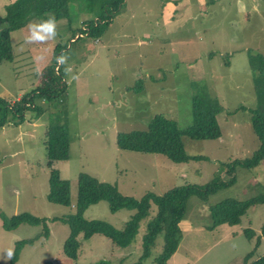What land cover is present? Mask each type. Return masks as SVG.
Wrapping results in <instances>:
<instances>
[{
	"label": "rangeland",
	"instance_id": "obj_1",
	"mask_svg": "<svg viewBox=\"0 0 264 264\" xmlns=\"http://www.w3.org/2000/svg\"><path fill=\"white\" fill-rule=\"evenodd\" d=\"M8 1L0 0V16ZM83 2L68 3L69 19L57 20L54 41L26 43L32 22L11 31L12 60L0 62V97L12 102L40 82L39 72L52 59L56 42L58 55L70 53L72 72L64 76L63 111L69 134L68 158L51 165L68 181L69 205L46 200L48 168L42 140L47 113L33 118L32 112L26 111L21 123L0 128V213L10 216L26 211L46 218L73 213L80 171L135 198L148 191L161 194L179 185H201L214 177L228 179L227 165L249 157L258 146L249 121L255 95L248 56L264 55V0H197L194 4L191 0H124L96 40L77 36L83 21L98 12ZM73 75L78 78L72 79ZM192 91L207 93L223 108L216 115L219 137H181L185 152L200 158L174 163L161 154L117 148L118 132L144 129L155 113L174 119L180 128L186 126ZM231 175V184L205 200L195 195L187 199L180 221V244L190 254L181 248L183 252H177L185 264H243L249 250L254 248L248 262L264 253V202L249 206L237 224L206 229L209 205L264 193V158L253 167L234 163ZM153 211L151 207L150 213ZM131 213L124 208L112 212L106 201L99 200L87 206L82 216L120 228ZM47 227L48 237L24 245L14 264L45 260L84 264L98 259L113 263L122 259L131 264L140 254L143 221L135 239L124 248L113 246L99 234L87 239L77 235L80 244L75 259L62 253L68 227L59 221H48ZM246 228L253 231L251 239L243 233ZM39 231V226L25 223L3 230L0 219V264L7 263L14 241L31 238ZM160 242L158 235L143 264H154L150 260Z\"/></svg>",
	"mask_w": 264,
	"mask_h": 264
},
{
	"label": "trees",
	"instance_id": "obj_2",
	"mask_svg": "<svg viewBox=\"0 0 264 264\" xmlns=\"http://www.w3.org/2000/svg\"><path fill=\"white\" fill-rule=\"evenodd\" d=\"M84 1L82 4L94 8L93 19L87 20L77 32L78 37H89L92 40L99 38L115 14L120 10L124 0H10L3 5V14L0 16V62L11 61L13 54L9 33L25 27L29 22L39 23L46 20L48 15H54L56 20L69 19V2ZM74 41L71 39V42ZM59 43L56 42L52 51V59L39 74L40 82L17 99L9 102L5 97H0V128L7 125H17L24 119L26 111L32 112L36 118L42 112L47 113L44 124L43 140L45 150V165L48 168L46 200L51 203L69 205L68 181L59 176L58 170L51 167L55 160L68 158L69 134L63 119L64 101L66 99V84L64 68L57 72L56 57ZM63 47V46H61ZM55 55V56H54ZM252 72L253 91L255 104L249 112L251 129L258 141L257 148L251 155L239 162L228 164V179L225 181L217 177L211 178L204 184H185L172 187L161 194L146 192L141 197L135 198L119 193L113 184L102 182L95 177L78 172L76 177V195L74 212L52 216L40 217L22 211L10 216L0 213L1 227L11 230L21 223L40 227V231L31 238L16 240L13 243V256L6 264H14L20 249L24 245H31L39 237L46 239L49 231L48 221H59L68 227V234L62 242V253L69 259H75L80 242L77 235L87 239L93 234L106 237L113 246L124 248L135 239L140 222L143 221L142 232L139 235L140 254L131 264H143L150 255L151 248L155 245L158 235L161 236L158 251L151 258L154 264H167V260L177 249L182 239L180 221L185 211L186 201L191 195L200 200H205L210 194L227 187L234 181L232 165L240 163L243 166L253 167L264 158V55L248 56ZM218 101L203 91H192L189 96L190 122L180 128L174 119L162 113L153 114L142 130L118 132L116 146L121 150L161 154L174 163H184L189 159H198L200 156L189 155L185 152L182 136L194 140L215 139L219 137L220 130L216 115L223 111ZM99 200H104L110 211L118 209L131 210L129 218L120 228H115L110 223L100 219H85L82 211ZM264 202V193L243 200L223 199L207 207L210 224L206 229L214 228L221 224L234 225L239 222L240 216L249 206ZM154 207L153 213H150ZM264 233V224L261 226ZM247 239L253 237V231L243 229ZM258 243V238L254 241ZM253 249L244 254L243 264H264V253L248 262L253 254ZM38 264H51L45 260ZM84 264H124L98 259Z\"/></svg>",
	"mask_w": 264,
	"mask_h": 264
},
{
	"label": "clouds",
	"instance_id": "obj_3",
	"mask_svg": "<svg viewBox=\"0 0 264 264\" xmlns=\"http://www.w3.org/2000/svg\"><path fill=\"white\" fill-rule=\"evenodd\" d=\"M29 28V36L26 40L28 44L40 43L44 44L49 41H54L58 35L57 33V20L54 15L49 14L46 20H41L39 23H30L28 25ZM36 60L41 59V57H36ZM56 71H59V68L63 67L65 75H68L72 72V68L68 66V62L70 60V53L61 52L59 56L56 58ZM72 79H77L78 77L73 75ZM13 256V251L10 249L7 252V258H11Z\"/></svg>",
	"mask_w": 264,
	"mask_h": 264
},
{
	"label": "crops",
	"instance_id": "obj_4",
	"mask_svg": "<svg viewBox=\"0 0 264 264\" xmlns=\"http://www.w3.org/2000/svg\"><path fill=\"white\" fill-rule=\"evenodd\" d=\"M175 2H177V1H179V0H174ZM180 1H182V2H184V3H186V2H190V0H180ZM192 1V3L194 4V3H196L197 2V0H191ZM202 1V0H201ZM206 1H208V0H206ZM175 7V4L173 5V8ZM34 87V86H33ZM19 97V96H18ZM17 96L14 98V99H17L18 98ZM12 100V99H11ZM182 229V228H181ZM182 249L183 251H185V254H190V251L188 250V249H186L185 247H184V249H183V245H182V243L180 244L179 243V245H178V247H177V249L174 251V253L169 257V259L167 260V264H185L184 263V261H183V257H181V256H177V252L178 253H181V252H183V251H179V249Z\"/></svg>",
	"mask_w": 264,
	"mask_h": 264
}]
</instances>
